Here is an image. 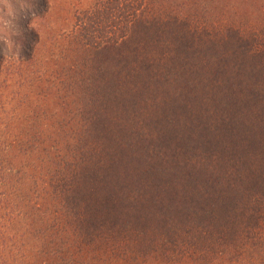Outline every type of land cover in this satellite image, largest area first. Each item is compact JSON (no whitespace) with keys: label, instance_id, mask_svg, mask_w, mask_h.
Returning <instances> with one entry per match:
<instances>
[{"label":"trees","instance_id":"1","mask_svg":"<svg viewBox=\"0 0 264 264\" xmlns=\"http://www.w3.org/2000/svg\"><path fill=\"white\" fill-rule=\"evenodd\" d=\"M125 7L50 36L81 39L66 77L81 112L63 132L59 209L39 214L37 189L23 211L0 189V264H240L264 251V21ZM8 135L3 149L22 138ZM5 175L0 164V187Z\"/></svg>","mask_w":264,"mask_h":264},{"label":"rangeland","instance_id":"2","mask_svg":"<svg viewBox=\"0 0 264 264\" xmlns=\"http://www.w3.org/2000/svg\"><path fill=\"white\" fill-rule=\"evenodd\" d=\"M154 1L167 9L186 11L194 7L217 13L226 11L235 17L264 21V0ZM29 2L33 8L19 21L23 32L19 56L14 57L7 52L4 55L6 46L0 41V164L3 174H6V177H2L4 183L0 189L12 194L17 199L18 208L23 211L31 210L34 192L38 189L36 194L43 198L40 201L42 211L39 212L42 214L47 208L48 212L53 211L54 207L59 209L57 201L52 203V199H56L53 195L61 170L63 132L66 119L74 115V110L81 112L79 104L83 96L82 89L78 87L66 89V77L83 60L81 39L68 46L63 37L53 40L50 36L64 35V32L73 30L76 20L83 22L90 16L92 20L102 18L106 26L111 21L123 20L126 16L125 5L129 0ZM33 12L38 16L35 28L29 26ZM99 26L95 28L98 30ZM109 30L107 27V34ZM26 55H31L32 58L26 62L19 61L20 56ZM21 65L24 67L23 71L18 70ZM15 115L22 119H16ZM9 131L20 133L19 137L22 138L3 149L5 146L2 139L9 136ZM29 132L30 136L34 134V141L28 142ZM24 196L28 198L25 204ZM240 260V264H264V251L246 253ZM234 262L224 264H235ZM149 264L159 262L153 260Z\"/></svg>","mask_w":264,"mask_h":264},{"label":"clouds","instance_id":"3","mask_svg":"<svg viewBox=\"0 0 264 264\" xmlns=\"http://www.w3.org/2000/svg\"><path fill=\"white\" fill-rule=\"evenodd\" d=\"M33 8L29 0H0V41H3L4 55L19 56L23 36L19 21ZM30 27L35 28L38 16L32 13Z\"/></svg>","mask_w":264,"mask_h":264}]
</instances>
